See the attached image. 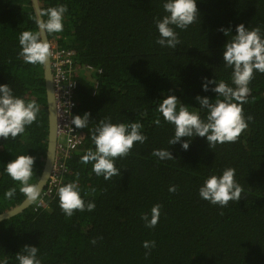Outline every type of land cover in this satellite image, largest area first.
Instances as JSON below:
<instances>
[{"label": "trees", "instance_id": "1", "mask_svg": "<svg viewBox=\"0 0 264 264\" xmlns=\"http://www.w3.org/2000/svg\"><path fill=\"white\" fill-rule=\"evenodd\" d=\"M58 3L68 9L63 31L48 37L74 52V115L90 113L88 126L79 128L85 133L83 144L65 162L62 184L76 183L85 202L93 201L95 207L65 216L57 192L44 206L32 203L0 222V255L17 264L15 253L30 244L39 247L42 264H264V74L254 73L249 84L251 92L242 107L243 115L252 119L235 142L210 148L197 136L187 150L180 143L168 145L173 125L155 109L162 94L199 107L198 93L215 95L202 91L205 77L216 75L230 83L231 69L222 60L227 37L219 29L230 27L234 34L239 23L264 28V0H197L196 20L184 30L175 29L180 39L175 49L155 43V19L165 14L162 0H40L42 9ZM35 19L31 0H0V83L40 105L25 133L0 138V213L26 198L4 165L16 155H32L29 182L37 183L48 148L43 66L25 63L18 55V36L24 30L37 31ZM105 117L113 122L138 120L147 136L115 159L121 175L109 180L96 176L91 162L80 163V156L94 149L92 130ZM157 117L160 125L153 123ZM167 147L175 159L159 160L151 154ZM228 167L235 169L241 198L226 207L201 199L198 189L204 180ZM170 185L177 186L175 192L168 191ZM12 187L14 196L4 199ZM157 203L158 223L145 227L141 214L150 213ZM145 240L155 241L147 256Z\"/></svg>", "mask_w": 264, "mask_h": 264}, {"label": "clouds", "instance_id": "2", "mask_svg": "<svg viewBox=\"0 0 264 264\" xmlns=\"http://www.w3.org/2000/svg\"><path fill=\"white\" fill-rule=\"evenodd\" d=\"M164 15L155 19L158 36L155 43L162 48L175 49L180 44L179 34L175 29L184 30L192 24L199 14L197 0H162ZM66 4L58 3L42 9L35 19L37 31L24 30L18 36L21 50L18 55L25 63L43 66L51 60L53 55L50 43L42 38V34L61 33ZM46 17V19L44 18ZM226 37L222 45V60L225 68H230V83L224 79L203 78L201 89L204 92L215 93L214 97L207 95L195 96L199 107L182 102L174 94H162V98L155 109L161 114L164 121L173 125V135L168 145L180 143L182 149L187 150L194 137L205 138L208 146L214 148L217 144L235 142L248 127L249 115H243V105L247 103L251 92L249 84L254 73L264 74V28L260 25L249 27L244 23L235 26L233 34L230 27L219 29ZM198 108L199 111L193 110ZM40 105L35 99L26 100L14 94L8 83H0V138L15 139L25 133L26 126H30L37 119ZM201 113H204L202 116ZM89 112L83 115H73L72 125L76 128H86L89 123ZM153 123L160 125L157 117ZM143 124L136 120L132 122H113L110 117L100 119L92 130L91 142L93 148L87 149L80 156V163H92L91 171L105 180L113 176H120V168L115 166L117 157L126 156L134 142L143 144L147 136L142 131ZM186 137L187 139H181ZM71 147L75 148V144ZM159 160L175 159L167 148L153 149L151 153ZM35 158L32 155L19 154L8 161L3 168L14 181L19 182V191L27 201L36 202L40 197L41 186L30 183L33 175ZM176 185H170L168 191L175 192ZM16 187L5 190L4 199H11ZM201 199L210 204L226 207L229 201H238L241 198L242 187L235 180V169L228 167L220 174H211L198 189ZM59 207L65 216L71 217L74 210L91 211L95 204L87 203L81 196L80 187L74 182L61 184L57 189ZM37 204V203H36ZM160 204H154L150 213L141 214L145 227L154 228L160 216ZM95 244L96 240L92 239ZM142 246L147 250L145 256L155 247V241L145 240ZM39 247L25 244L15 253L17 264H42L38 256ZM10 258L0 255V264H9Z\"/></svg>", "mask_w": 264, "mask_h": 264}, {"label": "built area", "instance_id": "3", "mask_svg": "<svg viewBox=\"0 0 264 264\" xmlns=\"http://www.w3.org/2000/svg\"><path fill=\"white\" fill-rule=\"evenodd\" d=\"M52 50L51 68L57 110V148L56 157L48 182L37 200V207L45 205L47 199L57 192L66 172L65 162L73 150L81 146L85 133L72 125V117L78 105L76 89L78 82L73 67L74 52L64 49L56 42H50ZM75 144V148L71 147Z\"/></svg>", "mask_w": 264, "mask_h": 264}, {"label": "water", "instance_id": "4", "mask_svg": "<svg viewBox=\"0 0 264 264\" xmlns=\"http://www.w3.org/2000/svg\"><path fill=\"white\" fill-rule=\"evenodd\" d=\"M31 4L34 8L36 18H37L39 15V12L42 10L41 5H40V0H31ZM42 38L47 40L50 43L48 34H42ZM43 70H44L45 86H46V92H47V102H48L49 137H48V148H47L43 171L37 182V184H40L41 186V192L44 190L48 182V179L50 177L51 171H52V167H53L55 157H56V148H57V139H58L56 98H55V90H54V85H53V73H52V68H51V60L45 65H43ZM32 203L34 202H29L25 198L19 205H16L15 207L7 211L1 212L0 222L23 212Z\"/></svg>", "mask_w": 264, "mask_h": 264}]
</instances>
